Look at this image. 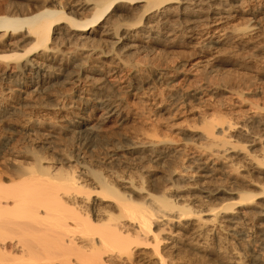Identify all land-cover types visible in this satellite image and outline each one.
Listing matches in <instances>:
<instances>
[{"label": "bare ground", "instance_id": "bare-ground-1", "mask_svg": "<svg viewBox=\"0 0 264 264\" xmlns=\"http://www.w3.org/2000/svg\"><path fill=\"white\" fill-rule=\"evenodd\" d=\"M238 1L247 0H0V48L8 51L0 56L12 59L0 63L2 90L26 100L57 82H88L92 94L76 108L86 113L89 100L95 105L85 117L70 111L67 119L81 144L96 145L105 123L124 120L118 88L107 87L111 75L127 73V87L137 90L147 72L166 74L163 61L140 62L139 53L178 33L210 54L193 70L173 66L191 86L184 96L169 95L180 100L173 114L182 120L169 122L177 138L153 135L115 146L96 161L100 168L78 153L59 158L67 169L44 165L37 153L24 167L10 152L2 167L27 177L8 184L0 176V264H240L227 259L222 229L258 242L251 262L263 260L264 182L255 177L264 181V104L236 111L237 122L220 101L203 98L226 93L241 101L254 89L220 70L252 68V55H221L222 45L246 36L264 16V0H254L248 23L233 36L225 26L237 17ZM258 72L264 75V66ZM16 104L0 101V119L16 115L22 106ZM30 130L49 141L56 134L46 121ZM256 200L261 221L248 226L246 207Z\"/></svg>", "mask_w": 264, "mask_h": 264}, {"label": "rangeland", "instance_id": "rangeland-1", "mask_svg": "<svg viewBox=\"0 0 264 264\" xmlns=\"http://www.w3.org/2000/svg\"><path fill=\"white\" fill-rule=\"evenodd\" d=\"M254 3V0H247L245 3L237 2V17L231 19L229 24L225 26L227 29H234L233 36L243 31L245 24L248 23L246 20V17H248L247 10ZM79 17L76 16V18ZM257 26L256 29L247 32V35L243 38L239 39L234 36L231 38L230 43L222 45L220 48L221 55L228 54L242 58L253 56L250 60L251 69L244 70L221 64L220 70L229 72L235 79H247L248 83L253 84L252 87L254 89L245 93L241 101L240 99L227 96L228 94L226 93H218L211 96L206 93L203 96L205 98L204 102L220 101L232 121L241 122L242 118L236 111L249 112L248 107L251 103L264 104V75L258 72L264 66V50L262 48L264 47V16ZM249 39L251 42H249ZM28 43L25 48L23 47L24 49H28L31 46ZM16 51L22 54L21 50ZM7 52L0 48V54ZM203 55L207 56L210 54H200L194 45H191L186 40L185 36L176 33L164 39L161 45L157 46L153 51L139 53L136 57L140 62L156 63L157 61H163L166 64V68L160 71L166 74L161 76V79H157V76H155L157 72H147V78L143 82H138L140 87L135 90L127 87L129 77L127 73L111 75L110 79L113 82L108 83L107 87L118 88L122 98L124 112L122 117L124 120L120 122L118 119H113L105 123L100 130V134L93 137L96 143L94 146L81 144L80 138L71 131L67 122V119L70 118V113L71 116L81 114L82 117H85L84 115L91 110V106L95 105L93 101L89 100L84 109L86 113H81L76 108L80 98H86L92 94L91 86L88 82L84 80L71 83L57 82L40 95L20 100L17 92L5 94L0 81V101H5L12 106L17 105L16 103H20L19 106L22 105L16 115H11L5 120L0 119L1 180L9 184L11 181L8 179L17 181L27 177V175H23L19 178V173L10 169L9 166L7 169L2 167L8 163L10 152L16 154V158L21 160V164L24 167L31 166L33 162L32 154L37 153L43 156L42 163L44 165L53 163L56 168L63 167L67 169L68 164L65 162L60 164L59 158L64 155L73 159L75 157L72 155L78 153L80 157L85 155L95 165V168H100L101 166L96 161L105 160L109 155L115 153V146H125L131 141H141L153 135L179 137L175 130H170L169 122L173 118H175L176 122H181L182 118L173 114L174 106L178 105L180 100L171 99L169 95L170 92H177L178 97L181 94L184 96V93L191 86L188 84L187 78L176 75L173 66L181 62L184 67L193 70L196 65L195 62L203 59ZM7 60L12 59L0 56V63ZM172 76H175L173 80L170 79ZM196 102V100L189 101L190 104H195ZM56 105H65L66 109L64 111L57 110L55 109ZM63 115L67 116L66 119L63 118ZM40 121L52 122L55 125L56 134L50 141L42 137L36 138L34 132L30 130L33 124H38ZM237 139L239 141L242 140L241 137ZM44 142L48 144H44ZM77 146L80 147L78 152L74 150ZM129 157L131 158L132 155ZM255 179L259 182H264L259 177H255ZM212 183L219 184V181ZM257 201L261 200H256V202L246 207L252 212L248 226L251 223L256 224L261 221V218L257 215V211H259L261 206L257 205ZM219 233L225 236L223 245L227 248V259L233 261L237 258L240 264H254V262H251L252 252L250 253V251L251 249L259 251L258 242L255 244L250 243V238L237 239L229 230L222 229L219 230ZM260 252L264 257V249H260ZM257 264H264V258Z\"/></svg>", "mask_w": 264, "mask_h": 264}]
</instances>
